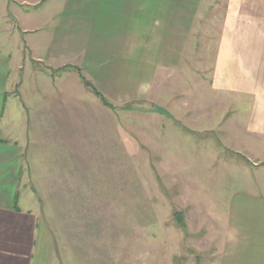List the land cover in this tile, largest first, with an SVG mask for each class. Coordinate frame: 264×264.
<instances>
[{"label": "rangeland", "instance_id": "374dc122", "mask_svg": "<svg viewBox=\"0 0 264 264\" xmlns=\"http://www.w3.org/2000/svg\"><path fill=\"white\" fill-rule=\"evenodd\" d=\"M202 26L176 65L139 71L108 56L96 76L87 55L69 56L62 70L36 64L35 87L21 73L7 88L49 116L33 135L25 118L21 206L52 264H220V208L255 160L240 150L233 98L205 77Z\"/></svg>", "mask_w": 264, "mask_h": 264}, {"label": "crops", "instance_id": "0c3cea01", "mask_svg": "<svg viewBox=\"0 0 264 264\" xmlns=\"http://www.w3.org/2000/svg\"><path fill=\"white\" fill-rule=\"evenodd\" d=\"M197 24L203 54L211 57L205 77L233 98L230 111L245 131L236 132L246 140L240 150L255 160L220 208V264H264V0H0V264H52L36 213L21 206L28 202L25 118L31 115L33 135L37 114L49 116L35 111L32 98L31 111L23 110L7 88L21 73L33 87L41 74L36 64L62 70L69 56L87 55L96 76L108 56L146 66L139 71L176 65L200 39Z\"/></svg>", "mask_w": 264, "mask_h": 264}, {"label": "trees", "instance_id": "16d2710c", "mask_svg": "<svg viewBox=\"0 0 264 264\" xmlns=\"http://www.w3.org/2000/svg\"><path fill=\"white\" fill-rule=\"evenodd\" d=\"M81 81L83 82V85H84L85 87L91 89V91L93 92V94H94L96 97L100 98V100L102 101V103L104 104V106H106V107H108V108H111L110 105H108V104L103 100V98L100 96V94H99L94 88L90 87V86L88 85V83H86V82L84 81L83 78H81ZM173 216H174V218H176V220H177V221L180 223V225L182 226L183 224H182V219H181L180 215L176 213V214H174Z\"/></svg>", "mask_w": 264, "mask_h": 264}]
</instances>
